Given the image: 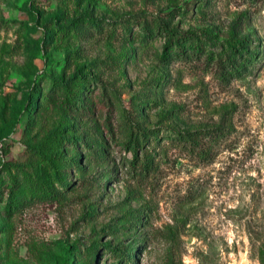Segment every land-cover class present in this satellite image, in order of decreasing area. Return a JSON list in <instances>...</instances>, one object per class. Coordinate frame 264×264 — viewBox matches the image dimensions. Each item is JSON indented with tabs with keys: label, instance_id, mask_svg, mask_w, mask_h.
Returning a JSON list of instances; mask_svg holds the SVG:
<instances>
[{
	"label": "rangeland",
	"instance_id": "374dc122",
	"mask_svg": "<svg viewBox=\"0 0 264 264\" xmlns=\"http://www.w3.org/2000/svg\"><path fill=\"white\" fill-rule=\"evenodd\" d=\"M0 264H264V0H0Z\"/></svg>",
	"mask_w": 264,
	"mask_h": 264
},
{
	"label": "trees",
	"instance_id": "16d2710c",
	"mask_svg": "<svg viewBox=\"0 0 264 264\" xmlns=\"http://www.w3.org/2000/svg\"><path fill=\"white\" fill-rule=\"evenodd\" d=\"M171 13V11L168 12V14ZM166 22L158 19V20H154L151 23H148L146 20H144V22L141 25V28L144 30L143 31V36L145 35H154L155 33H160L162 31V33H164L163 35H167L166 37V43L165 46L168 47L170 45H172V43L175 44L176 49H171L170 52L168 54L163 53L162 55V59L165 57H171L176 56V57H182L183 52L181 50V48L179 49V45L181 44V42L184 40L185 38V34H176L174 35L173 31H168L166 28ZM154 26L155 31H154ZM98 28V24L96 22L95 19H93L91 16H84L83 20L79 22L78 26L75 27L76 32H80L81 31H86L89 28ZM171 34V35H170ZM247 42V39L245 38H241L239 43L237 44V47L235 49L229 50L227 55L224 56V58H220V60L218 59L217 61H215L213 64H215L216 69H218L220 71L219 74H223L225 71L227 72L230 69H233L235 67V62L236 60L240 59L241 55L244 53H247L248 50L246 48L245 43ZM199 50V47L196 48L195 46H187V50L186 51H190L191 55H194L197 51ZM209 60L212 59L211 57H207ZM61 85V84H60ZM37 88H35L33 91H30V104L35 105V96H36V92ZM33 105L31 106V108L33 107ZM197 132H195L196 134ZM183 139H193V133H184L182 134ZM144 133L142 131H136L135 129H131L129 132V138L127 141V146L128 149H131L134 153V157L136 160L137 156H136V150L141 147L144 144ZM146 164V163H144ZM75 165L76 167H79V161H75ZM133 253L132 252H128L127 258L125 259L126 261H129L130 258L128 257H132Z\"/></svg>",
	"mask_w": 264,
	"mask_h": 264
}]
</instances>
